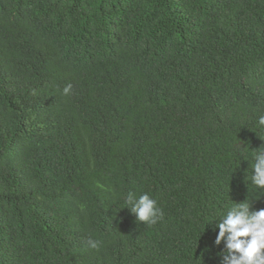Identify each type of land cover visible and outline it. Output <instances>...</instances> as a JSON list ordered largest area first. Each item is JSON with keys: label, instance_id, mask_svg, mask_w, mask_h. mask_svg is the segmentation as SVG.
<instances>
[{"label": "trees", "instance_id": "trees-1", "mask_svg": "<svg viewBox=\"0 0 264 264\" xmlns=\"http://www.w3.org/2000/svg\"><path fill=\"white\" fill-rule=\"evenodd\" d=\"M260 115L264 0H0V264H222Z\"/></svg>", "mask_w": 264, "mask_h": 264}, {"label": "clouds", "instance_id": "clouds-1", "mask_svg": "<svg viewBox=\"0 0 264 264\" xmlns=\"http://www.w3.org/2000/svg\"><path fill=\"white\" fill-rule=\"evenodd\" d=\"M72 85L63 89V94L69 95ZM257 125L264 127V115H260ZM250 184L255 189L264 190V146L253 150ZM128 209L135 215L138 222L155 225L164 219L163 209L157 200L148 193L129 192L126 197ZM219 229L215 244L223 242L222 264H264V208L254 210L251 201L232 202L225 211L217 213ZM210 222L205 221L204 228ZM88 246L97 249L102 241L89 239Z\"/></svg>", "mask_w": 264, "mask_h": 264}]
</instances>
